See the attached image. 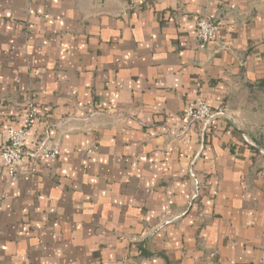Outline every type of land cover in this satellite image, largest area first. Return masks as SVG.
Wrapping results in <instances>:
<instances>
[{
	"label": "crops",
	"instance_id": "1",
	"mask_svg": "<svg viewBox=\"0 0 264 264\" xmlns=\"http://www.w3.org/2000/svg\"><path fill=\"white\" fill-rule=\"evenodd\" d=\"M31 102L0 264H264V0H0V148Z\"/></svg>",
	"mask_w": 264,
	"mask_h": 264
},
{
	"label": "built area",
	"instance_id": "2",
	"mask_svg": "<svg viewBox=\"0 0 264 264\" xmlns=\"http://www.w3.org/2000/svg\"><path fill=\"white\" fill-rule=\"evenodd\" d=\"M220 23L208 17H197L195 19L196 47L199 51H204L214 43L213 35ZM197 86H199L197 84ZM38 111L31 102L26 106V112L21 127L11 130L7 137V142L0 148V162L5 168L8 182H14L17 178V167L21 164H37L41 160L55 158L59 150L48 142L37 138L30 148L25 145L28 130L38 117ZM220 115V114H219ZM211 109L205 104L203 99H198L188 105L184 113V120L190 123L202 125V129L210 128L215 119ZM194 198L197 194H194Z\"/></svg>",
	"mask_w": 264,
	"mask_h": 264
}]
</instances>
